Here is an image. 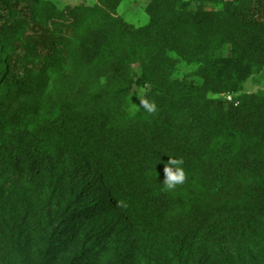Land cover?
<instances>
[{"label": "trees", "instance_id": "obj_1", "mask_svg": "<svg viewBox=\"0 0 264 264\" xmlns=\"http://www.w3.org/2000/svg\"><path fill=\"white\" fill-rule=\"evenodd\" d=\"M121 1L0 0V264L59 263L67 237L43 227L66 215L87 251L69 264H264V91L241 89L264 67V0H149L138 26ZM170 52L199 65L174 77ZM136 85L156 113L130 115ZM120 225L157 249L109 247Z\"/></svg>", "mask_w": 264, "mask_h": 264}, {"label": "rangeland", "instance_id": "obj_2", "mask_svg": "<svg viewBox=\"0 0 264 264\" xmlns=\"http://www.w3.org/2000/svg\"><path fill=\"white\" fill-rule=\"evenodd\" d=\"M53 3L56 7L62 8L65 5H76V4H85L92 5L95 0H48ZM184 2L188 1V8L192 9L194 7L193 0H183ZM222 0H212L204 3V7L208 8H220ZM149 0H122L120 5L117 8L118 13L124 18L125 21L132 23L133 25H142L148 22V15L145 12V7ZM228 54V53H227ZM171 56L178 57L176 53L170 52ZM178 63L176 69L173 73L174 77L181 78L188 73L194 71L198 67L197 61H188L183 57H178ZM136 67V65H133ZM223 73L218 72L217 74H213L212 77L216 78L217 76L222 77ZM197 83L203 82L201 78L196 75L191 76ZM216 86V83H213ZM241 89L243 92H263L264 91V67L260 72L250 71L245 79L242 81ZM145 93V89L136 85L133 89V94L131 95V99L129 101L130 108L132 110L133 105L135 108L138 107V99L141 98ZM209 95L214 97H226L228 93H221L219 91H212ZM96 204V202L94 203ZM47 230L56 229L58 232L65 234L66 239L60 242L56 240V243H59V247L65 246L66 248L60 253H57V260L59 263L57 264H69V262H74L79 260L81 257L87 255V251L83 247L80 237H78L77 225L74 220H72L69 215L63 217L58 222H52L47 226H44ZM107 225H102V232L106 230ZM116 237L112 238L109 244L112 243L114 246H119L123 251L126 252H144L146 249L156 250V242L146 236L139 235L136 231H134L128 225H120L115 230ZM108 242V241H107ZM101 246H104V250L107 249V245L104 243H100ZM119 250L116 251L112 255H106L104 253H100L96 257L95 264H142L137 260H131L127 254H124L122 258L118 257ZM200 264H218L216 261L206 262L204 263V259L201 258ZM152 264H166V262L156 256L152 257Z\"/></svg>", "mask_w": 264, "mask_h": 264}, {"label": "clouds", "instance_id": "obj_3", "mask_svg": "<svg viewBox=\"0 0 264 264\" xmlns=\"http://www.w3.org/2000/svg\"><path fill=\"white\" fill-rule=\"evenodd\" d=\"M140 98V97H139ZM140 108H142L146 114H154L157 111V104L155 101L148 99L146 96L140 98ZM136 108L133 105L130 115H135ZM184 161L179 158H170L164 166V179L162 185L167 190H174L178 185H181L186 180V172L183 167Z\"/></svg>", "mask_w": 264, "mask_h": 264}, {"label": "built area", "instance_id": "obj_4", "mask_svg": "<svg viewBox=\"0 0 264 264\" xmlns=\"http://www.w3.org/2000/svg\"><path fill=\"white\" fill-rule=\"evenodd\" d=\"M230 97H231L230 95H227V99H230Z\"/></svg>", "mask_w": 264, "mask_h": 264}]
</instances>
